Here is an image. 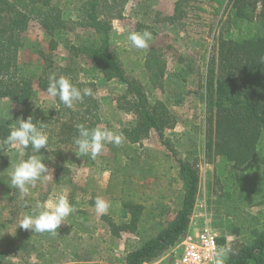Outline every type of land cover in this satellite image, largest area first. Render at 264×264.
<instances>
[{
	"label": "trees",
	"instance_id": "1",
	"mask_svg": "<svg viewBox=\"0 0 264 264\" xmlns=\"http://www.w3.org/2000/svg\"><path fill=\"white\" fill-rule=\"evenodd\" d=\"M55 1L0 0V99L7 98L20 107L11 118L0 120V141L9 135L11 126L17 119H27L30 115L33 116V123L44 124L43 130L48 132L50 137L48 143L56 139V143L64 146V142H70L73 147L74 138L78 136L77 125L83 124L93 128V124L86 125L85 119L81 118L74 128L62 124L69 131L64 137L62 132L50 131L46 121L58 115L65 106L59 101V97H55V110L47 113L41 110L31 111L29 105L37 102L38 94H48L49 78L44 77V72L53 65L50 55L38 64L24 63L19 66L17 63V53L23 45L20 35L26 32L31 22H35L50 36L48 54L64 43L71 65L76 60H83L89 66L80 68L85 82L95 84L99 79L117 80L126 85L125 94L117 98V108L134 117V120L128 123L129 127H124L121 131L128 146L140 143L142 139L148 138L150 133H154L157 139L168 147L164 131L174 128V116L163 101L157 100L151 104L142 84L125 76L126 73L110 41L111 23L99 18L105 7H102L101 3L119 14L122 9L116 8L111 1L108 4L106 0H87L81 3L78 10L84 17L78 18L76 24L82 31H75L72 39L68 40L66 35L72 28L66 29L67 23L62 18V9ZM192 1L218 3V10L221 9L222 12L214 28L215 32L221 27L224 29V32H219L217 36L214 32L212 42L208 44L196 42L204 60L200 98L204 104L205 118L200 145L209 162H213L217 157L225 158L231 170H238L240 186L243 184L246 192L255 193L252 181L257 174L246 172L244 166L259 159L261 176H264V64L260 63V57L264 56V0L177 1L171 20L184 17L182 4ZM121 17L119 15L112 19ZM232 30L241 36L229 37L228 34ZM55 33H60V37H54ZM68 41L69 44L66 45ZM170 49L168 46L167 50ZM163 54L161 48L149 51L144 59L143 70L148 74L149 83L153 86L160 85L164 78L172 84V105L178 107L183 104L188 78L195 71L189 65H183L185 60L177 56L172 62V72L168 73L167 60ZM98 106L96 103L87 104L85 107V113L92 114L95 121L98 119ZM2 153L0 152V156ZM131 153L135 157L133 159L139 158L136 152ZM30 154L31 146L24 150V160ZM87 159L91 158L87 156ZM133 164L135 163L129 162L126 166L127 171L134 170L133 177L142 175L148 178L154 175V168L145 166V160L140 162L137 168V165ZM176 167L177 177L174 180L177 179L182 184V199L175 217L155 235L144 240L140 246L128 250L124 264H152L158 261L171 251L180 237L187 232L196 202L199 176L194 166L185 160L178 159ZM231 176L234 178L232 173ZM232 181L233 179L229 180L230 187L238 190L240 186H233ZM245 193L239 196L245 199ZM122 207L125 214L121 217L127 216V223L117 225L109 215L103 217L114 237H119L120 231L135 234L143 210L140 204L129 201ZM166 213L167 211L164 212ZM257 220L242 224L238 230L231 232L239 238L236 242L229 243L234 254H229L226 264H264V223ZM217 243L220 247L226 246V237L217 236Z\"/></svg>",
	"mask_w": 264,
	"mask_h": 264
},
{
	"label": "rangeland",
	"instance_id": "2",
	"mask_svg": "<svg viewBox=\"0 0 264 264\" xmlns=\"http://www.w3.org/2000/svg\"><path fill=\"white\" fill-rule=\"evenodd\" d=\"M85 1L87 0L55 1L56 5L62 9V18L67 23L66 29L72 28L66 35L68 40L72 39L75 31H82L80 26L76 24V21L78 18L82 19L84 17L78 8ZM106 1L107 3L109 2L108 4L114 3L116 8H121L123 11L121 3L127 0ZM144 1L149 6L153 5L150 15H143L141 12V14H134L131 9L130 15L121 17L124 20H120L119 26L117 25L114 31L112 23L115 19L112 18H117L119 15L122 16L121 13L119 14L113 8H107L106 5L101 3L102 7H105L103 12L99 14V18H104L111 23L110 41L114 53L126 73L125 76L133 78L142 84L151 104L157 100L166 103L170 113L175 118V126L173 129L164 131V139L168 147H165L154 133H150L148 138L134 144L137 147V156L139 158L133 159L135 157L131 152H125V157L130 163L134 162L135 164L133 165H137L136 168L140 162L145 160V166L154 168L153 174L158 171L156 165L158 162L162 164L161 166H164L165 163H170L174 168L177 166L178 159L192 164L198 171L199 176L198 192L191 216L192 228H199L207 224L217 236L231 237L232 244L239 238L231 234L234 229L238 230L242 224L252 223L255 220L258 221L257 219H259V222L264 223V176H261L259 159L246 164L244 166L246 172L257 174L256 178L252 181V188L255 190V193L246 192L242 182V186L239 184L238 170H231L223 157H217L213 162H209L205 158L200 145L205 118L204 104L200 98L204 60L202 57L203 53L196 42L205 44L212 42L215 32L214 27L220 18L222 10H218L220 7L215 2L192 1L182 4V11L185 13V16L180 19H172V21L171 18L174 16L176 2L184 0H137L140 3ZM256 13H258V10ZM223 18L225 20V17ZM144 29L152 32L153 40L149 42V46L145 49L132 47L128 40L129 33ZM219 32H224L223 27L215 32L216 36ZM53 36L59 38L60 33H55ZM228 36L239 38L241 35L232 30ZM61 38H63L62 35ZM20 40L23 45L17 53V63L19 66L24 63H42L45 57L50 55L53 65L45 70V78H49L52 74H56L57 77L64 75L78 88L83 89L88 87L92 89L93 94L91 96H85L81 102H76L72 108L64 106L58 115L53 116L50 121L47 120L46 123L50 131L62 132L61 135L64 137V135H68L69 131L62 124H67L74 128L79 122L78 119L81 118L85 119L84 124H93V128H109V122L105 119V113L101 114L98 110L97 121L91 116L92 114L85 113L87 104L94 105L96 103L99 105L98 107H100L101 112L104 109L103 104H107L112 110L116 108L114 111H110L113 124L112 131L121 133L124 127H129L127 125L134 120V117L130 113L117 108V98H121L126 91L124 83L121 82L122 87L114 86L110 97L101 95L105 90L99 85L97 87L96 82L98 81L95 84H89L84 81L80 68H88L89 66L83 60H76L74 64H70L69 55L64 43H61L50 54L47 53L50 36L35 22H31L28 25L26 32L20 35ZM68 44L69 41L66 45ZM168 46L171 47L170 50H167ZM154 48H161L164 52L163 56L167 60L166 69L168 73L172 72V62L177 56L185 60L183 65L187 64L195 71L188 78L186 93L181 106L172 105V84L166 81L165 78L160 85L153 86L149 83L148 74L143 70V63L147 53ZM165 50L167 51L165 52ZM46 65H49V63H46ZM117 82L119 83V81ZM37 99V102L29 105L32 112L41 110V112L44 113L45 111L47 113L57 108L55 98L48 94H38ZM19 108L18 105H14L7 98L0 99V120L11 118ZM91 110L94 111L93 108ZM54 120L57 121L54 122ZM121 143L128 145L124 136ZM63 144L64 148L60 151L44 154V163L51 162L53 164H48L51 165L49 176H52L55 172L53 166H55L56 160L59 166L56 171L62 176V179H75V182H78L77 178L86 176L89 170L84 167L80 168L78 164L79 158L76 157L71 143L64 142ZM15 149L14 152H3L0 156V180L1 182H5L0 184V264H101L99 263L100 261L103 259L108 261L110 258L112 259V263L109 264H117L123 250V247L120 246L122 242L115 246L116 242L113 239L111 240L107 234H105V241L102 242L99 238L80 235L75 230L77 229L75 227V231H73L70 225L71 218L79 219L81 218L80 216L87 212V210H83L85 208L83 204L80 205L77 200L78 196L76 195L80 194L77 190L73 194V203L70 204L78 210L75 208V214L72 215L71 213L67 217L66 223H62L55 234L49 232L35 233L31 230H24L18 227L20 219L30 212L38 201L40 202V188L35 187L32 189L31 187L30 195L26 198H21L18 189L14 191L9 189L6 181L8 173L12 170L11 163L16 164L24 160L23 153L19 149ZM103 156V153L100 152L95 160L91 159L95 162L97 169L103 164ZM132 171L134 170H128L129 174H132ZM231 173L234 175V178L231 176ZM92 174L97 173L92 172ZM139 176L142 175H137V177ZM151 177L153 175L145 178L144 181L151 180ZM132 179L133 181L135 180L134 178ZM231 179H233V186L237 184L240 186L238 190L235 191L230 187L229 180ZM127 182L125 188L130 190V180H127ZM71 187V185H65L61 188L60 193L65 194L69 199ZM60 193H57V195ZM243 193L247 195L245 199L239 196ZM123 198L127 201L132 200L131 194H127V192ZM54 201V199L49 200V202ZM151 229V227L148 228L150 233L145 232L144 235L139 234L137 239L129 240L137 242L136 245L140 244L154 235L155 230ZM99 237L102 238L103 235H99ZM129 238L131 237L129 236ZM171 253L169 251L163 258L152 264H171ZM113 258H116L115 261H113Z\"/></svg>",
	"mask_w": 264,
	"mask_h": 264
},
{
	"label": "crops",
	"instance_id": "3",
	"mask_svg": "<svg viewBox=\"0 0 264 264\" xmlns=\"http://www.w3.org/2000/svg\"><path fill=\"white\" fill-rule=\"evenodd\" d=\"M121 6L123 8V11L121 10L122 17L130 15L131 9L133 10L134 14H139L141 12L143 15H150V10L153 9V5L149 6L146 1L140 3L137 2V0H127L124 3H121ZM120 20L123 21L124 19H115L113 21V31L115 30V27L117 25L119 26ZM97 81V87L101 86L104 88L105 91H103L102 94L100 92V94L105 97H110L111 93L113 92L112 88L114 86L122 87V83H118L117 80L106 81L103 79H99ZM103 105V111L101 112L99 109V112L101 114L105 113V119L107 122H109L108 129L111 130L113 125L111 112L116 108L112 110L110 106H107V104ZM46 133L48 135V138L50 139L48 132ZM113 145V143H107L102 148L101 153H103L104 155L103 164L102 166L98 167V169L96 168L97 166H95L94 161H92L91 159L87 161V156H76L77 158H79L78 164L80 168L84 167L88 168L89 170L86 176L77 178L78 182H75V179H62V176L56 171L59 166L55 160V166H53V170H55L54 174L52 176H49L47 181L43 179L37 181L36 185L32 187V189H34L35 187L40 188V202H49V200H55L57 193H60L61 188H63L65 185H71L72 187L70 188L69 202L73 203V194L75 190H77L80 193L79 195H76L78 196L77 200L80 205L83 204V206L85 207L83 208V210H87V212H85V214H83L82 216L79 215L81 218H71L70 225L72 226L73 231L76 230L82 236L89 235V237L99 238L102 242L105 241V234H107L111 240L113 239L116 242V244L114 243L115 246H117L118 243L120 244L122 242L120 246L123 247V250L121 252V256H119L118 258L119 260L117 261V264H124L127 251L132 248L135 249L143 243L142 242L136 245L137 242L135 243L129 239H137V236H139V234L144 235L145 232L150 233L148 230L149 227L155 230V235L160 228L166 226L167 223L173 220L176 211L179 209L180 201L182 199V184L179 180H174V178L177 177V167L174 168V166L170 163H165L166 165L164 164V166H161L162 164L160 162H156L158 171L154 173L153 177H151V180L149 181H144L145 178L142 176L137 177V175H135L133 177V174H129V172L126 170V166L129 161H127V158L125 157V152L127 153L134 151L137 154V147L135 145L128 146L123 143H121L119 146ZM15 148L16 147L13 146L9 148L7 152H14L16 150ZM62 148H64V146L60 143H56L55 139L54 141H50V143H48L49 151L41 149V152L43 154H48L50 152L60 151ZM73 150L74 152L77 151L76 145L73 146ZM45 163L51 170V165L48 164L52 163ZM11 164L14 165L15 163ZM161 167L163 168L160 169ZM92 172H96L97 174H92ZM10 174L11 172L8 173L6 183L9 189L14 191L16 188H12L10 186ZM132 178H134L135 180L133 181ZM127 180H130V190H128V188H125L128 183ZM3 183L5 182H1L0 180V184ZM126 192L127 194H131L132 200H129V202L140 204L143 207V210L141 212L140 221L138 223L137 232L135 234L129 233L128 231H120L119 237H114L113 235H111L110 230L103 217L109 215L117 225L127 223L128 217H121L123 216V214H125L122 205L128 202L123 198ZM97 196L102 197L110 203L107 214H96L95 198ZM165 211H167L166 214H164ZM74 214L75 213L73 212L72 215ZM74 227L77 229L74 230ZM190 230H192V220L190 221V225L187 231ZM99 235H103V237L101 238L99 237ZM129 236L131 238H129ZM115 259L116 258H113V261H115ZM104 260L105 259H103L99 263H112L111 258L108 261Z\"/></svg>",
	"mask_w": 264,
	"mask_h": 264
},
{
	"label": "clouds",
	"instance_id": "4",
	"mask_svg": "<svg viewBox=\"0 0 264 264\" xmlns=\"http://www.w3.org/2000/svg\"><path fill=\"white\" fill-rule=\"evenodd\" d=\"M128 40L132 47L145 49L153 40V34L147 29L132 31L128 35ZM260 63L264 64V56L260 57ZM47 93L51 97H59V101L68 108H72L76 102H81L85 96L93 94L91 88L80 89L68 77L60 75L57 78L56 74L49 76ZM43 129L44 124L33 123V116L30 115L27 119H17L16 123L11 126L9 135L0 141V152H6L15 146L23 153L31 146L32 154L28 155L27 159L14 165L10 164L12 167L10 186L19 190L21 198L30 195V189L36 185L37 181L49 178L51 170L44 163L45 156L41 152V149L49 151V138ZM77 131L78 136L73 141L77 148V151L74 152L75 155L77 157L89 156L93 160L105 144L113 143L119 146L123 138V133L114 132L108 128H88L83 124L77 125ZM109 207L110 203L102 197L95 198L97 215L107 214ZM74 211L75 208L70 204L68 197L60 193L54 202L38 201L35 207L20 219L18 227L35 233L55 234L61 224L66 223L67 217ZM229 254H234L230 246L216 248L209 256V264H226Z\"/></svg>",
	"mask_w": 264,
	"mask_h": 264
},
{
	"label": "built area",
	"instance_id": "5",
	"mask_svg": "<svg viewBox=\"0 0 264 264\" xmlns=\"http://www.w3.org/2000/svg\"><path fill=\"white\" fill-rule=\"evenodd\" d=\"M231 240L226 237V246ZM219 247L217 235L210 226L194 227L183 234L171 250V264H209V256Z\"/></svg>",
	"mask_w": 264,
	"mask_h": 264
}]
</instances>
